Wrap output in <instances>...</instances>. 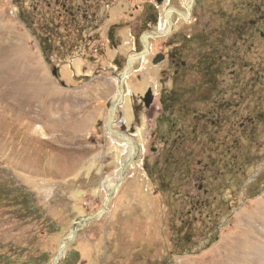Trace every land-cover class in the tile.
I'll return each instance as SVG.
<instances>
[{
    "label": "rangeland",
    "instance_id": "rangeland-1",
    "mask_svg": "<svg viewBox=\"0 0 264 264\" xmlns=\"http://www.w3.org/2000/svg\"><path fill=\"white\" fill-rule=\"evenodd\" d=\"M169 6L187 10L184 0H0V181L29 190L58 225L0 215V253L12 264H53L75 220L99 212L107 196L103 214L77 231L56 264H206L211 223L220 219L219 231L228 208L264 187V0H194L188 19L176 12L166 26ZM161 24L168 32L145 44L142 35ZM47 33L50 64L36 38ZM134 51L145 53L124 81L111 126L144 152L117 183L126 140L109 132L108 110L114 77ZM209 61L221 72L215 90L203 79ZM172 90L181 96L168 113L159 97ZM148 92L154 99L145 107ZM167 115L177 121L169 135L159 120ZM252 126L257 134L245 140ZM238 143L251 165L239 178L226 174L221 192L204 178L208 159L199 150L224 154ZM167 155L186 184L176 195L156 191L151 179ZM104 183L113 186L108 195Z\"/></svg>",
    "mask_w": 264,
    "mask_h": 264
},
{
    "label": "trees",
    "instance_id": "trees-1",
    "mask_svg": "<svg viewBox=\"0 0 264 264\" xmlns=\"http://www.w3.org/2000/svg\"><path fill=\"white\" fill-rule=\"evenodd\" d=\"M20 19L25 23V25L31 29V26L29 22L27 21L26 17H23L20 15ZM154 23H156V17L154 18ZM40 49L42 51L43 57L45 61L50 64L51 63V53L53 51L52 48V42L50 38V33H47V35H37L36 36ZM170 59L172 62H177L179 58H177V54L174 53V51H171L170 54ZM181 62V61H179ZM56 67H53L55 69ZM202 73H203V79L205 81L206 85H209L213 90H215L214 86L216 85V77L221 74L220 68L218 65L214 66V62H207L203 64L202 67ZM168 99H165L163 95L161 94L159 97L160 103L163 106V109L165 111H169L168 113H171V110H173L174 105L176 102L179 100V97L181 96V92L177 90H172L169 92ZM174 103V105H173ZM222 104V103H220ZM218 104L216 108H225L226 104L223 103V105ZM162 124H166V131L167 134H173L175 131V126L177 121L170 119V116H165V118H160L159 119ZM212 119L209 120L212 126L217 127V121H211ZM255 126V125H253ZM252 126V129L249 131V133L242 138L245 140L252 141L256 134L257 131L256 129ZM239 143L236 145H232L233 153H231L232 156L229 157V159L224 158V155L226 153H229L231 151L230 149L225 151L223 154L221 151H214L213 153L208 152V150H204L200 152L199 150V155L203 154L204 158L208 159L206 163L204 164V169L203 171L205 173L204 178H208L209 180L214 179V186L217 190L221 191L225 187H220L219 182L224 179V177L229 175L230 177H240V175H245V172L247 171V168L249 165H251L250 162L247 161L246 158H242L239 154ZM206 151V152H205ZM214 154L213 156H211ZM162 164H164L163 169H158L159 171V176H153L151 179L155 183L156 191L160 192H171L173 195H176L177 193L179 194V191L181 190L182 187H184L185 180L181 178L180 173L182 170L174 164V160L172 159L171 156L167 155L165 156V159L163 160ZM211 165V166H210ZM209 166V168H207ZM213 166H216V169H213ZM216 172V175L213 176V172ZM156 171V170H155ZM150 175L154 171H149ZM264 190V187L260 189L259 191H256L250 196H255L259 194L261 191ZM222 192V191H221ZM208 193V191L206 192ZM249 196V197H250ZM209 206L210 204L207 203ZM229 211L231 208H228ZM0 215L6 216L10 219L16 220L21 223H29V222H38V223H46L48 225V228L50 230H57L58 225L45 213L43 208L38 205L33 197V195L30 193L29 190H27L23 186H17V187H12L8 186L7 184L3 183L0 181ZM220 219H216L213 221L210 225V227L206 231V242L203 244L205 245L204 248L209 246L211 243H213L217 239V227L219 226ZM172 222V221H170ZM174 229V228H172ZM179 232V229H178ZM176 231V233H178ZM173 232V236H174ZM175 238V239H174ZM172 240H175V245L180 248V244L183 245L184 249H187L188 246V239L181 238L178 234H176ZM182 241V242H181ZM1 242H0V247H1ZM21 251V250H20ZM12 257L11 255L7 253H0V264H12Z\"/></svg>",
    "mask_w": 264,
    "mask_h": 264
},
{
    "label": "crops",
    "instance_id": "crops-1",
    "mask_svg": "<svg viewBox=\"0 0 264 264\" xmlns=\"http://www.w3.org/2000/svg\"><path fill=\"white\" fill-rule=\"evenodd\" d=\"M227 217L217 239L204 249L205 263L264 264V190L232 208Z\"/></svg>",
    "mask_w": 264,
    "mask_h": 264
},
{
    "label": "bare ground",
    "instance_id": "bare-ground-1",
    "mask_svg": "<svg viewBox=\"0 0 264 264\" xmlns=\"http://www.w3.org/2000/svg\"><path fill=\"white\" fill-rule=\"evenodd\" d=\"M193 1L194 0H184L185 7L187 8V10L185 12L179 11L176 8L170 7V6L165 8L164 9V15H165V21H166L165 25L169 26V25L172 24V18H173L174 13H176V12L179 13L180 16H183L185 19H188L189 15H190L191 7L193 5ZM167 32H168V27H163L162 24H161L156 30L145 32L142 35V39H143L145 44H148L152 37H155L158 34H162L163 35V34H166ZM144 53H145L144 51L143 52H136V51L132 52L130 54V56L128 57L127 65L124 67V69L120 73H118L114 77V80H115V83H116V92H115V94L112 97V101H111L112 104H111V106H110V108L108 110L109 119H108V125L107 126H108V129H109L110 133L117 134V135H119L120 137H122L123 139L126 140V143H123L126 146L125 157L123 158V161L121 162V167L119 169L118 177L114 178V181L117 182V183L122 182V179H123V177H124V175H125V173H126V171L128 169L127 164L130 162V160L133 157L138 155L139 151H138V148H137L138 144L136 143L134 137L130 136L128 134H123V133L118 132L115 128H113L111 126V123L114 122V117H115L116 111L120 107L121 103L123 102L124 81L129 76V74L131 73L134 63L138 60V58L140 56H143ZM78 114H79V112L77 110H70L69 113H68V116L70 118L71 115H72L77 120ZM75 125H77V124H75ZM126 167H127V169H126ZM103 186L106 187L107 195H108L111 192V189L113 188V186L107 187L106 183H104ZM108 201H109V197L107 196L106 199H105L104 207L100 210L99 216L101 214H103ZM79 222H80V220H79ZM71 236H72V230L66 235V237L62 241V244H61V246L59 248V251H58L57 255L55 256L53 262L56 259H58V260L61 259V257L63 256V253H64V251L66 249L67 242H68V240H69V238Z\"/></svg>",
    "mask_w": 264,
    "mask_h": 264
},
{
    "label": "water",
    "instance_id": "water-1",
    "mask_svg": "<svg viewBox=\"0 0 264 264\" xmlns=\"http://www.w3.org/2000/svg\"><path fill=\"white\" fill-rule=\"evenodd\" d=\"M163 58H164L163 56H160V57L156 58V59L154 60V62L157 63V62H159L160 60H162ZM52 73H53L54 75L57 73L56 68L53 69V72H52ZM123 91H124V90H123ZM153 99H154V96H153L152 93H149V92L146 93V95L142 98L145 107H149L150 104L153 102ZM137 148H138V151H139V146H138ZM138 153H139V152H138ZM132 159H134V157H133ZM132 159L130 160V162H132ZM130 162L127 164V167L131 164ZM127 167H126V169H127ZM121 170H122V169H121ZM122 171H123V170H122ZM108 197H109V196H108ZM99 213H100V211L97 212V213H95V214H93V215H90V216L84 217L83 219L80 220V222H79V220H75V225H74V227H73V229H72V236L69 238L68 241H71V240L73 239V237L75 236V234L77 233V231H78V230H79V229H80L85 223H87V221H89L90 219L94 218L95 216H98ZM67 243H68V242H67ZM59 260H60V259H59ZM59 260L56 259V260L53 262V264H56Z\"/></svg>",
    "mask_w": 264,
    "mask_h": 264
},
{
    "label": "built area",
    "instance_id": "built-area-1",
    "mask_svg": "<svg viewBox=\"0 0 264 264\" xmlns=\"http://www.w3.org/2000/svg\"><path fill=\"white\" fill-rule=\"evenodd\" d=\"M120 107H122V105H120ZM139 152L140 153H143L144 152V147L142 146V147H139Z\"/></svg>",
    "mask_w": 264,
    "mask_h": 264
}]
</instances>
